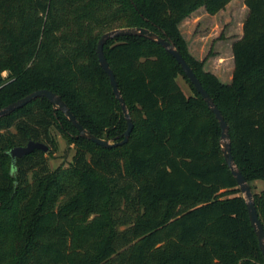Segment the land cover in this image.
I'll return each mask as SVG.
<instances>
[{
  "label": "trees",
  "instance_id": "16d2710c",
  "mask_svg": "<svg viewBox=\"0 0 264 264\" xmlns=\"http://www.w3.org/2000/svg\"><path fill=\"white\" fill-rule=\"evenodd\" d=\"M230 1L0 0V108L47 88L96 136H121L127 121L97 44L106 31L146 27L176 44L220 108L253 189L264 182V0H245L230 83L204 69L180 29L200 6L216 14ZM104 52L134 122L128 142L81 136L44 96L0 117V264H264L220 123L181 64L140 35ZM54 130L75 154L52 169ZM29 140L50 150L14 165L10 149ZM254 196L264 225V189Z\"/></svg>",
  "mask_w": 264,
  "mask_h": 264
},
{
  "label": "water",
  "instance_id": "95a60500",
  "mask_svg": "<svg viewBox=\"0 0 264 264\" xmlns=\"http://www.w3.org/2000/svg\"><path fill=\"white\" fill-rule=\"evenodd\" d=\"M122 35L144 36L146 38L156 41L157 43L165 47L181 64L187 77L191 80V82L193 83L197 91L202 95L203 99L207 102L209 108L216 115L220 123V126H221L220 145L222 148L223 155L225 157V160L230 170L232 171L234 177L236 178L238 182V186L245 199V202L248 208L249 218L257 234L259 245H260L261 251L264 256V225L260 219L259 212L257 210L254 191L234 159L229 124L227 123L220 108L218 107V105L216 104L212 96L208 93L206 88L203 86L201 80L198 78L195 71L190 66V64L188 63L184 55L181 53V51L178 49L176 44L170 39L164 38L157 32L149 28L139 27V26L120 27V28H115V29L106 31L105 33L101 35V37L98 40L97 54H98L100 64L109 76L110 82L113 86L114 94L121 104L125 119L127 121V128L121 136H117L112 139L96 136L88 128L84 127V125L78 120V118L72 112L68 104L63 100L61 95L47 88L35 90L27 94L26 96L18 100H15L9 103L8 105L0 108V117L6 116L12 113L13 111L25 106L26 104H28L29 102H31L37 97L44 96L50 100V102L53 104V107L55 109H59L62 112H64V114L69 118V120L73 123V125L79 130V134L81 136L86 137L92 140L93 142H96L97 144H100L105 147H114V146L122 145L128 142L130 135L132 133L133 127H134V122H133L129 107L120 90L114 70L110 66V63L104 52V46L110 39H113L115 37L122 36ZM35 149H41L45 152H48L50 150V147L45 142L35 141V140H29V142L26 145L15 146L11 148L9 151L10 155L12 156L13 164L15 165L17 158H20L28 153H31Z\"/></svg>",
  "mask_w": 264,
  "mask_h": 264
},
{
  "label": "rangeland",
  "instance_id": "374dc122",
  "mask_svg": "<svg viewBox=\"0 0 264 264\" xmlns=\"http://www.w3.org/2000/svg\"><path fill=\"white\" fill-rule=\"evenodd\" d=\"M248 8L245 0H232L227 6L211 14L205 6H200L189 16L185 17L180 29L185 37L190 52L198 59L205 60L204 69L214 72L221 80L230 81L233 73L232 43L243 35V22L247 16ZM5 71L4 75L7 76ZM179 82L188 94L192 90L182 75ZM59 147L54 155H49L52 169L60 164L69 165L73 160L75 148L69 145L65 138L54 130ZM264 189V182H254L253 191L260 192Z\"/></svg>",
  "mask_w": 264,
  "mask_h": 264
},
{
  "label": "crops",
  "instance_id": "0c3cea01",
  "mask_svg": "<svg viewBox=\"0 0 264 264\" xmlns=\"http://www.w3.org/2000/svg\"><path fill=\"white\" fill-rule=\"evenodd\" d=\"M233 61H234V60H233ZM233 68H234V62H233ZM233 68H232V69H233ZM231 78H232V77H230L229 80H230ZM222 81L225 82L224 80H222ZM225 83H230V81H227V82H225Z\"/></svg>",
  "mask_w": 264,
  "mask_h": 264
}]
</instances>
